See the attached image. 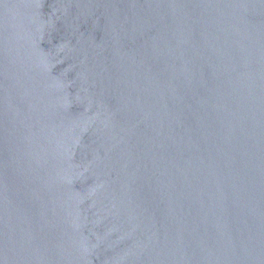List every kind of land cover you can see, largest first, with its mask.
<instances>
[{
    "label": "water",
    "instance_id": "obj_1",
    "mask_svg": "<svg viewBox=\"0 0 264 264\" xmlns=\"http://www.w3.org/2000/svg\"><path fill=\"white\" fill-rule=\"evenodd\" d=\"M0 264H264V0H0Z\"/></svg>",
    "mask_w": 264,
    "mask_h": 264
}]
</instances>
